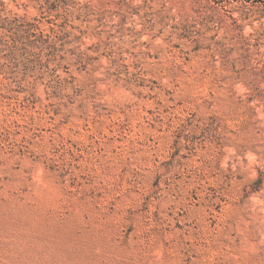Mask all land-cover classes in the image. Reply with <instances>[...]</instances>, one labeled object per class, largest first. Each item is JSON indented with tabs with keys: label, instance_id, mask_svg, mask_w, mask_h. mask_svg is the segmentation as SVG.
Here are the masks:
<instances>
[{
	"label": "rangeland",
	"instance_id": "obj_1",
	"mask_svg": "<svg viewBox=\"0 0 264 264\" xmlns=\"http://www.w3.org/2000/svg\"><path fill=\"white\" fill-rule=\"evenodd\" d=\"M0 264H264V0H0Z\"/></svg>",
	"mask_w": 264,
	"mask_h": 264
}]
</instances>
